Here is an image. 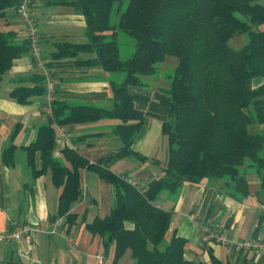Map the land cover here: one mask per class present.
<instances>
[{"label":"trees","instance_id":"obj_1","mask_svg":"<svg viewBox=\"0 0 264 264\" xmlns=\"http://www.w3.org/2000/svg\"><path fill=\"white\" fill-rule=\"evenodd\" d=\"M20 0H0V16L16 8ZM85 19V41L56 43L52 59L75 58V63L98 65L109 75L110 105L70 103L53 98V119L37 127L36 137L25 146L32 174L49 171L59 189L57 214L72 223L71 211L78 198L79 170L92 169L114 188L109 214L96 218L88 228L97 233L105 251L112 248V262L130 250L133 264H231L210 253L208 261L193 263L185 254L186 239L172 234L165 241L173 208L158 203L161 195L175 202L181 189L203 179L220 180L226 192L242 198L248 194L241 167L250 159L264 192V83L252 87L255 76H264V0H67ZM126 3L121 10L122 3ZM113 15L116 20L112 22ZM119 32L135 41L134 52L120 56ZM245 33L246 44L233 47L229 40ZM29 41L19 40L13 30L0 31V81L15 58L29 51ZM82 53H92L80 59ZM174 56L177 64L166 74L165 93L169 112L161 124L167 139V160L161 173L145 186H137L118 175L110 166L125 156L146 157L131 146L144 122L143 112L134 105L147 97L131 91L155 76L156 63ZM52 63H47L50 68ZM116 72L124 73L118 82ZM164 76V75H163ZM22 77L19 80L24 81ZM32 85H18L10 96L27 103L46 93L42 73L29 76ZM247 85L250 89L247 90ZM115 119L110 128L121 145L116 152L96 162L75 148L64 146L63 162L53 156L54 125ZM99 132L79 136L98 137ZM76 141H74L76 143ZM39 153L41 168L35 169ZM8 151L5 152V158ZM10 264H23L11 262ZM235 264H247L245 261Z\"/></svg>","mask_w":264,"mask_h":264},{"label":"crops","instance_id":"obj_2","mask_svg":"<svg viewBox=\"0 0 264 264\" xmlns=\"http://www.w3.org/2000/svg\"><path fill=\"white\" fill-rule=\"evenodd\" d=\"M67 0H35L30 7L39 33L40 45L45 55L41 63L48 68L54 81V98L70 103L110 105L109 75L98 65L75 63V58L52 59L56 43L84 42L85 19ZM13 30L19 40L26 39V27L15 8H8L0 16V31ZM82 53L80 59L91 57ZM161 71V70H160ZM143 79L144 85L129 89L146 99L136 100L134 105L143 112L144 122L135 135L131 148L144 155L145 160L125 156L115 161L110 169L137 186H145L161 173L167 160V139L161 124L167 119L169 97L164 92L169 80L162 81V73ZM41 73L30 51L14 59L11 68L0 81V230L12 231L16 226H31V240H13L0 243V264L21 262L23 264H111L112 248L105 251L100 236L88 228L96 218H104L113 207L114 188L96 171L79 170L78 198L71 211L76 214L72 223L57 214L59 189L53 184L49 171L32 174L25 146L36 137L37 127L45 124L49 115L44 110L46 94L36 95L27 103H19L10 96L12 88L32 85L29 76ZM22 77L24 81L19 80ZM264 83V76H255L252 87ZM117 123L115 119L64 126L77 151L96 162L116 152L121 145L118 136L110 132ZM55 128L53 156L63 162L65 146ZM264 128V124L259 125ZM104 132L98 137L77 140L79 136ZM76 141V143L74 142ZM8 155L5 158V152ZM35 169L41 168L39 153L34 157ZM248 194L237 198L215 179H203L199 183L183 186L177 199L166 195L158 203L173 208L170 228L165 235L169 241L172 234L186 239L185 254L193 263L208 261L210 253L231 264L245 261L247 264H264V251H242L238 241L258 239L264 241V192L260 190L259 176L253 166L241 167ZM211 228L226 238L219 243L210 239L205 228ZM117 264H133L130 250H126Z\"/></svg>","mask_w":264,"mask_h":264},{"label":"built area","instance_id":"obj_3","mask_svg":"<svg viewBox=\"0 0 264 264\" xmlns=\"http://www.w3.org/2000/svg\"><path fill=\"white\" fill-rule=\"evenodd\" d=\"M35 0H20L19 5L15 8L19 14L21 20L25 24L27 39L29 41V51L32 55L35 63L41 68V73L45 77L46 87V103L44 110L53 119L51 102L54 98V81L51 77L50 70L41 63L40 52H39V33L37 30L36 22L30 13V7ZM57 133L61 142L68 147L75 148V144L72 142L70 136L67 135L64 126L57 125ZM32 228L28 224L18 225L12 231L0 230V243L9 242L13 240H23L29 242L31 240ZM205 231L210 239H214L219 243L226 241V238L211 228H205ZM237 248L242 251L254 250L264 251V241L258 239H248L238 241L236 244Z\"/></svg>","mask_w":264,"mask_h":264},{"label":"rangeland","instance_id":"obj_4","mask_svg":"<svg viewBox=\"0 0 264 264\" xmlns=\"http://www.w3.org/2000/svg\"><path fill=\"white\" fill-rule=\"evenodd\" d=\"M126 3H122L121 5V10L124 9ZM116 20V17L113 15L112 17V22ZM248 40V37L245 33H237L235 35H233L231 37V39L229 40L230 44L235 47V48H240L242 47L244 44H246ZM118 43H119V48H120V56L125 58V57H128L130 56L133 52H134V49H135V41L126 36L124 33L122 32H119V35H118ZM44 47L42 45H40L39 43V52H40V55L42 54L43 56H47L45 55V52H44ZM177 64V59L174 57V56H171V55H167L165 56V58L162 60V61H159L156 63L155 67L162 73V75H164L162 77V81H166L167 78L165 77L166 74H169V73H172L175 66ZM116 80L118 82H121L123 80V77H124V73L122 72H116L114 74ZM153 76H150L149 78H151ZM145 79V77H144ZM245 164H249L251 163L250 159H246L245 160ZM254 167V166H253ZM255 168V167H254ZM119 260V259H118ZM117 264V263H116Z\"/></svg>","mask_w":264,"mask_h":264},{"label":"water","instance_id":"obj_5","mask_svg":"<svg viewBox=\"0 0 264 264\" xmlns=\"http://www.w3.org/2000/svg\"><path fill=\"white\" fill-rule=\"evenodd\" d=\"M250 89V86L249 85H247V90H249Z\"/></svg>","mask_w":264,"mask_h":264}]
</instances>
